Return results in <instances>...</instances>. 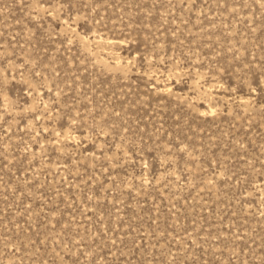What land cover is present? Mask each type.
I'll list each match as a JSON object with an SVG mask.
<instances>
[{
  "label": "rangeland",
  "instance_id": "rangeland-1",
  "mask_svg": "<svg viewBox=\"0 0 264 264\" xmlns=\"http://www.w3.org/2000/svg\"><path fill=\"white\" fill-rule=\"evenodd\" d=\"M0 264H264V0H0Z\"/></svg>",
  "mask_w": 264,
  "mask_h": 264
}]
</instances>
